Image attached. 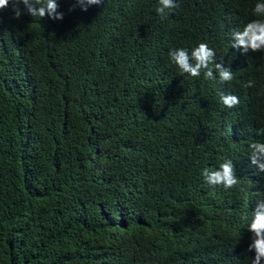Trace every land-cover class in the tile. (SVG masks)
Segmentation results:
<instances>
[{"label": "trees", "instance_id": "1", "mask_svg": "<svg viewBox=\"0 0 264 264\" xmlns=\"http://www.w3.org/2000/svg\"><path fill=\"white\" fill-rule=\"evenodd\" d=\"M174 2L164 17L158 0L0 13V264H250L264 52L230 45L259 0ZM202 42L231 81L170 63ZM224 160L239 183L209 187Z\"/></svg>", "mask_w": 264, "mask_h": 264}, {"label": "clouds", "instance_id": "2", "mask_svg": "<svg viewBox=\"0 0 264 264\" xmlns=\"http://www.w3.org/2000/svg\"><path fill=\"white\" fill-rule=\"evenodd\" d=\"M104 0H75L82 11H87L91 5H100ZM26 7L27 13L32 17L49 18L52 20H62L64 13L58 11L59 4L57 0H0V13L8 9H13V18L18 19L21 15L19 5ZM159 6L155 9L157 14L162 17L170 10L176 7L174 0H158ZM252 15L260 17L246 23L241 30L233 31L231 34V45L233 49L239 48L243 53L249 50L252 52H264V0H259L253 9ZM170 63L174 65L183 75L190 77L203 76L207 80H216L218 83H224L233 79L232 71L217 62L215 51L207 43H200L189 51L185 48L172 49L168 52ZM214 66V67H213ZM246 87H252L249 81ZM221 102L227 108H233L239 103V98L235 95L221 94ZM259 135H264V128L260 129ZM250 162L264 173V142H255L249 145ZM204 182L209 187L220 186L223 189L234 188L238 179L234 170L232 160H224L216 169H204L202 171ZM247 223L244 228L251 233V243L247 251L254 252L250 264H264V195L256 201L254 210L250 217H245Z\"/></svg>", "mask_w": 264, "mask_h": 264}]
</instances>
